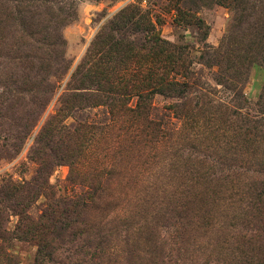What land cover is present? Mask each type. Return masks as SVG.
I'll return each mask as SVG.
<instances>
[{"label": "rangeland", "instance_id": "374dc122", "mask_svg": "<svg viewBox=\"0 0 264 264\" xmlns=\"http://www.w3.org/2000/svg\"><path fill=\"white\" fill-rule=\"evenodd\" d=\"M0 264H264V0H0Z\"/></svg>", "mask_w": 264, "mask_h": 264}, {"label": "trees", "instance_id": "16d2710c", "mask_svg": "<svg viewBox=\"0 0 264 264\" xmlns=\"http://www.w3.org/2000/svg\"><path fill=\"white\" fill-rule=\"evenodd\" d=\"M96 42H94V45H95ZM93 45V44H92ZM93 55V54H92Z\"/></svg>", "mask_w": 264, "mask_h": 264}]
</instances>
